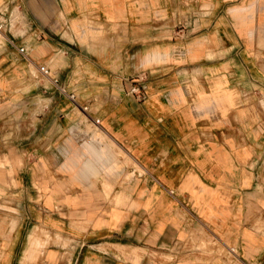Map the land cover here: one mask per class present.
<instances>
[{
    "label": "crops",
    "instance_id": "obj_1",
    "mask_svg": "<svg viewBox=\"0 0 264 264\" xmlns=\"http://www.w3.org/2000/svg\"><path fill=\"white\" fill-rule=\"evenodd\" d=\"M0 19V264H264V0Z\"/></svg>",
    "mask_w": 264,
    "mask_h": 264
},
{
    "label": "built area",
    "instance_id": "obj_2",
    "mask_svg": "<svg viewBox=\"0 0 264 264\" xmlns=\"http://www.w3.org/2000/svg\"><path fill=\"white\" fill-rule=\"evenodd\" d=\"M4 20H1L0 19V32H2L3 28H4ZM18 50L21 52V53H24L25 51V48L24 47H19ZM43 72L45 74H47V70L46 69H43ZM138 88V87H137ZM135 94V92H134ZM137 96L138 98L140 99L141 98V93L140 92H137ZM70 98L73 99V95H70ZM95 123H98L99 121L98 120H94Z\"/></svg>",
    "mask_w": 264,
    "mask_h": 264
},
{
    "label": "rangeland",
    "instance_id": "obj_3",
    "mask_svg": "<svg viewBox=\"0 0 264 264\" xmlns=\"http://www.w3.org/2000/svg\"><path fill=\"white\" fill-rule=\"evenodd\" d=\"M3 163H4V164H1V162H0V166H5V165H6V164H5L6 162H3Z\"/></svg>",
    "mask_w": 264,
    "mask_h": 264
}]
</instances>
